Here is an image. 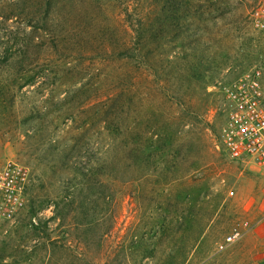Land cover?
<instances>
[{
    "label": "rangeland",
    "instance_id": "374dc122",
    "mask_svg": "<svg viewBox=\"0 0 264 264\" xmlns=\"http://www.w3.org/2000/svg\"><path fill=\"white\" fill-rule=\"evenodd\" d=\"M44 1L0 0V166L31 175L0 264H264V174L213 146L222 85L264 84L261 0H181L155 74L118 54L155 0Z\"/></svg>",
    "mask_w": 264,
    "mask_h": 264
},
{
    "label": "built area",
    "instance_id": "2783aa9c",
    "mask_svg": "<svg viewBox=\"0 0 264 264\" xmlns=\"http://www.w3.org/2000/svg\"><path fill=\"white\" fill-rule=\"evenodd\" d=\"M254 25L264 34V0L254 11ZM222 123L214 148L227 159L264 174V84L261 71L249 70L222 85ZM31 181L28 168L14 160L0 166V227L25 205ZM227 241L231 236L226 237Z\"/></svg>",
    "mask_w": 264,
    "mask_h": 264
},
{
    "label": "trees",
    "instance_id": "16d2710c",
    "mask_svg": "<svg viewBox=\"0 0 264 264\" xmlns=\"http://www.w3.org/2000/svg\"><path fill=\"white\" fill-rule=\"evenodd\" d=\"M181 2L183 3L181 0H155L152 4H149L146 11L137 9L136 4V6L129 5L131 2L125 4L121 12L122 14L120 13L119 17L122 18L123 21L121 22L129 32L125 28L123 29V33L128 36V39L126 42H121L119 46V59L127 61L130 58V60L136 61L134 62L136 66H140L142 69H149L151 73L155 74L159 68V66H156L153 61L155 56L158 55V49H160V46H157L159 45L157 39H159L161 33L163 36L166 23L171 26L174 33L176 32V29H178L180 11L183 10ZM146 5L148 6V3ZM48 8L49 0H45L41 13L42 16L36 18L31 17V19L34 20L35 23H38V21L44 23ZM185 9H187V5H185L184 10ZM146 24L149 26L153 24L154 27L148 28V26L146 27ZM132 33H136V36L138 37L135 45L132 46V50L129 51L131 49L130 39ZM158 35L159 37H157ZM173 37L171 39H173ZM197 78L202 79L200 77ZM121 94L125 95L126 93L121 90L118 92V95H116L115 100L121 99ZM151 133L154 135L156 134V132L153 131H151ZM140 151L141 154L145 153L144 148Z\"/></svg>",
    "mask_w": 264,
    "mask_h": 264
}]
</instances>
